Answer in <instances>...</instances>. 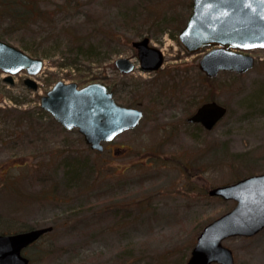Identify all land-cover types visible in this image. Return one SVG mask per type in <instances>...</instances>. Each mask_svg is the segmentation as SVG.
Listing matches in <instances>:
<instances>
[{
	"label": "rangeland",
	"instance_id": "374dc122",
	"mask_svg": "<svg viewBox=\"0 0 264 264\" xmlns=\"http://www.w3.org/2000/svg\"><path fill=\"white\" fill-rule=\"evenodd\" d=\"M38 1L39 19L18 30L0 13V39L42 59L34 90L24 69L12 84L0 69V231L52 226L41 245L51 252L23 249L29 264H186L203 226L234 205L208 190L264 172V48L241 51L254 58L247 71H221L199 86L208 47L189 53L177 38L192 0ZM73 36L93 49L92 61L76 55ZM143 36L163 54L156 71H142L130 45ZM117 57L134 69L120 73ZM59 80L101 82L143 117L92 150L39 105ZM205 98L227 108L210 130L185 120ZM223 244L233 264H264V228Z\"/></svg>",
	"mask_w": 264,
	"mask_h": 264
},
{
	"label": "water",
	"instance_id": "95a60500",
	"mask_svg": "<svg viewBox=\"0 0 264 264\" xmlns=\"http://www.w3.org/2000/svg\"><path fill=\"white\" fill-rule=\"evenodd\" d=\"M177 38L189 53L209 48L197 63L207 78H214L220 71H247L253 67L254 58L241 51L264 48V0H192L191 12ZM130 45L136 51L141 70L156 71L161 67L163 54L149 44L147 36L132 40ZM114 65L120 73L134 68L128 57H117ZM41 67V58L0 39V69L6 73L5 81L12 84V76L24 69L29 76L23 82L34 90L37 83L31 76ZM39 105L65 129L76 128L84 142L98 151L103 150L105 142L136 127L143 116L137 107L118 104L101 82L77 87L75 82L59 80L40 97ZM226 111L223 104L209 100L196 107L185 120L210 130ZM208 194L232 200L234 205L203 226L186 264H233V252L223 240L249 237L264 228V172L217 185ZM51 229L48 225L0 234V264H29L23 249Z\"/></svg>",
	"mask_w": 264,
	"mask_h": 264
},
{
	"label": "trees",
	"instance_id": "16d2710c",
	"mask_svg": "<svg viewBox=\"0 0 264 264\" xmlns=\"http://www.w3.org/2000/svg\"><path fill=\"white\" fill-rule=\"evenodd\" d=\"M5 6L2 8V10L0 9V13L2 14H5V16H10L11 19H12V22H13V25L14 27L18 30L20 28H24L26 27L27 25L30 24V22L32 20H37L39 19L40 17V14H39V8H38V5H39V1L38 0H7L5 1ZM145 8V7H144ZM148 8V7H147ZM148 12H150L149 8H148ZM128 12L125 11L123 12V15L127 17H129V14H127ZM153 14V16H149ZM151 14H147V11L145 9L143 15H146V16H149V17H154V19H156V17L158 18L160 15L157 11L153 12ZM190 14V13H189ZM139 15V13H136L135 11L131 14V17L136 18L137 16ZM140 16V15H139ZM189 16V15H188ZM186 16L184 18V21L183 23L179 26V29L182 28L187 20V17ZM143 33H140L138 34L139 36H141ZM136 34V36H138ZM70 44L73 42V44H75V46L73 45V48L75 50V53L76 55H82L84 56V58L86 60H89V61H92L93 60V56L90 55V52L93 50L90 46L88 47H83V42L81 41V38L77 37V36H73L71 40H69ZM25 47V46H24ZM32 48V47H31ZM83 48V49H82ZM33 50V49H32ZM29 47V51H31V54H34V51H32ZM71 52V51H69ZM78 59H73V61H70L71 64L77 62ZM214 78H207L206 76L202 75L200 76V81L198 82L199 86L200 84L204 85V83H209L210 81H212ZM192 89L191 88V91L192 92ZM208 98H205L204 100L201 101L204 102V101H207ZM200 104V103H198ZM128 106H134L132 104H127ZM196 126H198L200 128V130H204L199 124H196ZM68 166V165H67ZM82 163L77 161V162H74L73 165H71L69 168V170L67 172H70L73 179L75 178H79V174H80V171L82 170L81 168ZM53 229V228H52ZM52 229L46 233H44L43 235H41V237L34 243L30 244L28 247H33L35 248V251L36 253L37 252H40V250H44L45 252H51L52 248H50V244H49V248L47 249L45 245H43V247L41 248V245L43 243V240L48 237V235L50 234V232L52 231ZM7 233H13V232H10L8 230H5V231H0V234H7ZM45 248V249H44ZM54 249V248H53Z\"/></svg>",
	"mask_w": 264,
	"mask_h": 264
}]
</instances>
